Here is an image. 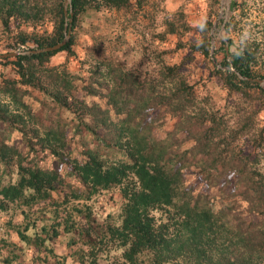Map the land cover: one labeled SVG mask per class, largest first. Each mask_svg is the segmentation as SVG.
I'll return each mask as SVG.
<instances>
[{
	"label": "trees",
	"instance_id": "obj_1",
	"mask_svg": "<svg viewBox=\"0 0 264 264\" xmlns=\"http://www.w3.org/2000/svg\"><path fill=\"white\" fill-rule=\"evenodd\" d=\"M64 2L0 0L4 53L52 46L66 17L73 29L85 11H123L130 0H71L67 14ZM76 35L54 51L0 58V210L50 199L53 231L76 230L96 253L122 249L132 264L140 250L146 264H264V124L250 128L239 111L224 116L180 63L162 59L140 74L104 48L86 75L50 64L59 51L74 53ZM230 64L264 104V88L250 80H264V58L244 49ZM112 188L121 213L103 222L57 208Z\"/></svg>",
	"mask_w": 264,
	"mask_h": 264
},
{
	"label": "rangeland",
	"instance_id": "obj_2",
	"mask_svg": "<svg viewBox=\"0 0 264 264\" xmlns=\"http://www.w3.org/2000/svg\"><path fill=\"white\" fill-rule=\"evenodd\" d=\"M228 1L227 4V0H142L138 6L136 0H130L123 11L103 8L85 11L70 32V36L77 34L74 53L59 51L50 56L49 63H61L86 75L88 63L104 48L126 68L136 69L140 74L155 68L162 59L180 63L187 81L196 83L198 91L209 90L224 116H234L239 111L247 119L252 117L250 128L259 127L258 123L264 124V104L257 101L256 87L238 82L242 78L231 66L230 54L250 49L264 58V0ZM46 27L50 30L51 24ZM170 28L174 31L170 32ZM36 30L40 33L42 27ZM107 37L110 42H105ZM7 44L2 37L0 54L7 51ZM26 47L20 45L14 51ZM233 72L236 79L231 75ZM240 144L253 151L247 138H241ZM259 152L264 153V144ZM11 179L15 181V173ZM54 193L53 198H57ZM62 193L60 190L59 194ZM122 200L120 190L112 188L101 190L89 200L71 199L57 208L61 215L89 211L93 219L103 222L107 214L121 213ZM54 204L50 199L29 204L15 201L0 210V264H132L122 258V249H101L96 253L80 242L76 230H65L61 225L53 231L52 224L58 220L53 215ZM147 255L140 250L134 261L146 264Z\"/></svg>",
	"mask_w": 264,
	"mask_h": 264
},
{
	"label": "water",
	"instance_id": "obj_3",
	"mask_svg": "<svg viewBox=\"0 0 264 264\" xmlns=\"http://www.w3.org/2000/svg\"><path fill=\"white\" fill-rule=\"evenodd\" d=\"M70 3H71V0H65V2H64L65 14H67V8L69 7ZM228 3H229V1L227 0V4ZM228 9H229V6H227V10ZM65 20L66 21L64 24V37L60 42H58L52 46H47V47H43V48L3 53V54H0V58L13 57V56H17L19 54H37V53L50 52V51H54V50L59 49L60 47H62L63 45H65L67 43V41L69 40V37H70L71 25L69 24V22H71V18L66 17ZM236 74L240 78H242L241 75L237 71H236ZM250 80L264 85V81L259 79V78H250Z\"/></svg>",
	"mask_w": 264,
	"mask_h": 264
}]
</instances>
